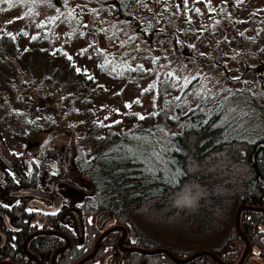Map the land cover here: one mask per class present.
Returning <instances> with one entry per match:
<instances>
[{
	"label": "trees",
	"instance_id": "obj_1",
	"mask_svg": "<svg viewBox=\"0 0 264 264\" xmlns=\"http://www.w3.org/2000/svg\"><path fill=\"white\" fill-rule=\"evenodd\" d=\"M19 1L11 0L7 4L12 7ZM50 1L59 5L64 2ZM95 1L99 5L105 3V9L112 18L120 24H129V30L134 32L120 58L122 62L119 64L124 63L125 67L128 57L138 52L133 39L136 35L144 37L146 34L150 38L161 31L174 35L172 22L168 25L170 29L161 26L153 30L154 26L149 25L156 19L148 10L153 8L152 4L157 6L162 0H151V5L146 0ZM174 6L178 11L174 20L181 26L183 10L176 4ZM59 8L55 19L63 14ZM142 9L148 11L143 21L139 15ZM228 9L231 10L230 17L237 15L235 8ZM238 24L236 19L228 27L224 26L227 35L234 32L233 42L240 35L234 31L238 30ZM84 25L78 23L75 27ZM85 26H88L87 33L97 34L94 24ZM147 28H150V33ZM189 30L184 32L181 28V35H186ZM5 34L0 35V59L8 61L7 64L0 61V70L6 68L9 61H16L10 60L14 54V49H11L13 43ZM106 34L107 39L112 38L111 34ZM50 36V29L41 30L36 42ZM225 39V44H230L226 47H231L233 42L231 44L227 37ZM173 44L182 48L183 43L176 40ZM253 46L250 42L248 51L236 58L240 60L243 56L245 59ZM187 51L185 48L179 52L186 54ZM15 56L20 62L22 56ZM117 60L113 59V64ZM32 61L30 66L36 63V60ZM208 61L215 64L214 59ZM99 64L98 70L111 76L112 67L106 65V69L101 70ZM127 68L136 78L148 75V71L137 63ZM261 70L257 68V73ZM227 74L228 71L223 72L224 79L228 80ZM171 81L176 83L172 78L160 88L164 98L156 110L142 115L144 119L129 120L126 130L108 126L111 128L96 136L93 155L81 159L82 163L77 160L78 173L84 174L93 188L92 195L86 198L85 207L95 208L96 212H109L113 218L112 225H125L137 237L144 239L142 244L124 241L127 246H143V249H128L125 264H140L142 254L144 264H177L176 260L184 259L188 260L183 264H220L217 259L223 264H238L246 249L245 240L249 246L240 264H264V148L256 149L259 143H264V138L255 136L259 130L264 133V106L250 101V105H243L241 111L230 112L228 100L235 90L225 98L223 89L205 91L201 81L200 88L191 85L190 92H179L176 96L169 92ZM255 111L258 117H254ZM87 115L90 119V110ZM129 117L136 115L129 112ZM92 125L89 126L94 131L91 130L90 134L98 128L94 124L93 129ZM240 207L243 209L238 214V225L244 239L235 228ZM19 222L21 232L17 240L11 239L0 250L1 264L32 263L26 259L22 249L31 226L21 220ZM98 238L69 241L67 249L56 255L55 264L81 263L91 255ZM30 240L26 241L27 251L42 258L43 262L65 243L53 236H34ZM97 244L93 258L81 264H95L96 259L101 260L105 253L118 250L117 240L112 235L105 236Z\"/></svg>",
	"mask_w": 264,
	"mask_h": 264
},
{
	"label": "rangeland",
	"instance_id": "obj_2",
	"mask_svg": "<svg viewBox=\"0 0 264 264\" xmlns=\"http://www.w3.org/2000/svg\"><path fill=\"white\" fill-rule=\"evenodd\" d=\"M61 3L21 0L10 7L0 2V35L10 36L6 37L13 43L10 60L16 59L0 70V143L9 154L12 148L24 151L23 140L38 138L61 146L62 151L68 150L69 156H73L75 149V160L82 163L81 159H88L95 152L96 136L104 129L115 125L116 129L126 130L129 120L138 121L140 116L156 110L164 98L160 88L172 78L176 83L171 81L169 92L176 96L179 92H190L191 85H198L196 89L203 86L205 91L223 89L225 98L235 90L228 100L230 112L241 111L250 101L264 106V0H162L157 6L146 0L152 4L148 11L156 19L152 24L148 22L149 25L154 26L153 30L161 26L170 29L168 25L172 22L174 35L161 31L150 38L146 34L133 38L138 52L126 54L130 55L126 67L137 63L148 71L147 76L139 78L124 63L119 64L134 33L129 30V24H120L112 18L105 3L99 5L95 0ZM171 4L183 10L181 26L174 20L178 11ZM230 7L237 10L235 17L229 16ZM58 8L63 14L55 19ZM148 11H139L142 21ZM236 19L239 24L234 31L240 35L233 42L234 32L227 35L224 26ZM78 23L94 24L97 34L87 33L85 25L75 27ZM181 28L184 32L190 30L181 35ZM49 29L50 38L37 43L38 33ZM147 31L150 33V28ZM105 32L112 38L107 39ZM226 37L233 42L231 47H226L230 45L225 44ZM176 40L183 43L182 48L173 44ZM250 42L254 45L251 54L237 59L238 54L248 51ZM185 48L186 54L179 52ZM15 55L22 56L20 62ZM113 59L119 60L113 64ZM211 59L215 64L208 61ZM32 60L36 63L30 66ZM0 61L7 64L8 59ZM98 64L101 70L111 66V76L101 73ZM259 67L262 70L257 73ZM224 71H228V80L224 79ZM137 100L138 105L134 103ZM127 104L131 107H126ZM129 112L136 117H129ZM253 115L259 116L256 111ZM93 123L98 128L90 134L89 125ZM255 136L264 138V133L259 130ZM74 174L80 175L77 176L82 185L79 196L92 195L89 179L84 174L71 173Z\"/></svg>",
	"mask_w": 264,
	"mask_h": 264
},
{
	"label": "flooded vegetation",
	"instance_id": "obj_3",
	"mask_svg": "<svg viewBox=\"0 0 264 264\" xmlns=\"http://www.w3.org/2000/svg\"><path fill=\"white\" fill-rule=\"evenodd\" d=\"M23 142L24 151L17 152L12 148L10 154L0 143V250L11 239L17 240L21 232L20 220L31 226L28 228L31 232L22 245L23 253L31 264H50L51 260L50 257L43 262L42 258L27 251L26 241H31L34 236H53L57 241H65L63 246L66 245V250L69 241H88L104 233L101 239L112 235L117 240L118 250L105 253L101 260L96 259L95 264H125L128 249H143V246L125 245L124 241L142 244L144 239L137 237L125 225H112L113 218L109 212L82 207L87 196H79L82 188L77 179L79 175H71L78 172L75 149L73 156H69L68 150L62 151L61 146L51 145L48 141L34 138ZM100 215H103V220L99 223ZM96 250L92 252L95 254ZM142 257L143 254L140 264L145 262ZM217 262L223 264L219 259Z\"/></svg>",
	"mask_w": 264,
	"mask_h": 264
},
{
	"label": "water",
	"instance_id": "obj_4",
	"mask_svg": "<svg viewBox=\"0 0 264 264\" xmlns=\"http://www.w3.org/2000/svg\"><path fill=\"white\" fill-rule=\"evenodd\" d=\"M261 69H262V67H259V68H258V71H260ZM260 147L264 148V143H259V144L256 146V149H258V148H260ZM241 209H243V207H240V208L238 209V212H237V215H236V219H235V228H236V231H237L238 235L241 236V237H243V235L241 234V232H240V230H239V225H238V214H239V211H240ZM102 218H103V215H100V217H99V223L102 222V220H103ZM108 232H110V231H108ZM108 232H107V233H108ZM104 234H106V233H104ZM104 234L101 235V236L97 239V243H98V241L104 236ZM243 239H244V237H243ZM244 242H245V245H246V249H245V252L243 253V257L245 256V254H246V252H247V250H248V246H249V245H248V242H247L246 240H245ZM97 243H96V245H95V249H94V251L96 250ZM65 248H66V245L63 246V247H61V248H59V249H57V250L53 253V255L51 256L50 264H53L54 257L56 256V254H57L58 252L64 250ZM94 251L91 253V255H90L89 257L85 258L83 261H85V260H87L88 258L92 257V255L94 254ZM209 254H210V253H209ZM192 257H193V256H192ZM192 257H190V258H192ZM243 257L241 258L239 264L242 262ZM187 260H188V259H184V260H176V262H178V263H183V262H185V261H187ZM83 261H82V262H83ZM82 262H81V263H82ZM81 263H79V264H81Z\"/></svg>",
	"mask_w": 264,
	"mask_h": 264
},
{
	"label": "snow or ice",
	"instance_id": "obj_5",
	"mask_svg": "<svg viewBox=\"0 0 264 264\" xmlns=\"http://www.w3.org/2000/svg\"><path fill=\"white\" fill-rule=\"evenodd\" d=\"M0 2L11 3V0H0ZM69 59H71V57H69ZM77 71L79 72L80 70L77 69ZM91 78H92V77H89V79H91ZM136 103H139V101L137 100ZM125 106H126V107H131L130 104H127V105H125ZM139 118H140V119H144L143 116H140ZM106 119H107V118H106ZM117 123H118V122H117Z\"/></svg>",
	"mask_w": 264,
	"mask_h": 264
}]
</instances>
